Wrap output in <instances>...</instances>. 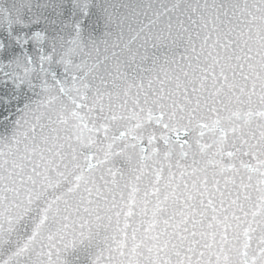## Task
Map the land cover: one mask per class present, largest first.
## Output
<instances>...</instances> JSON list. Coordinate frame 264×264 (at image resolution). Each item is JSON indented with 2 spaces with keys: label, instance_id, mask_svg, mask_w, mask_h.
Masks as SVG:
<instances>
[{
  "label": "snow or ice",
  "instance_id": "6c2138e0",
  "mask_svg": "<svg viewBox=\"0 0 264 264\" xmlns=\"http://www.w3.org/2000/svg\"><path fill=\"white\" fill-rule=\"evenodd\" d=\"M0 129V264H264V0H0Z\"/></svg>",
  "mask_w": 264,
  "mask_h": 264
},
{
  "label": "water",
  "instance_id": "95a60500",
  "mask_svg": "<svg viewBox=\"0 0 264 264\" xmlns=\"http://www.w3.org/2000/svg\"><path fill=\"white\" fill-rule=\"evenodd\" d=\"M0 131H3L2 129H0ZM71 259V258H70Z\"/></svg>",
  "mask_w": 264,
  "mask_h": 264
}]
</instances>
